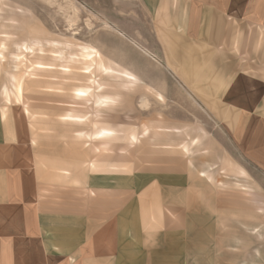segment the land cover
I'll return each mask as SVG.
<instances>
[{"label":"rangeland","instance_id":"374dc122","mask_svg":"<svg viewBox=\"0 0 264 264\" xmlns=\"http://www.w3.org/2000/svg\"><path fill=\"white\" fill-rule=\"evenodd\" d=\"M114 4L0 0V133L33 152L42 200L121 215L132 238L183 230L185 264H264V177Z\"/></svg>","mask_w":264,"mask_h":264},{"label":"crops","instance_id":"0c3cea01","mask_svg":"<svg viewBox=\"0 0 264 264\" xmlns=\"http://www.w3.org/2000/svg\"><path fill=\"white\" fill-rule=\"evenodd\" d=\"M113 9L136 26L117 32L215 113L238 160L264 177V0H115ZM143 31L152 44L138 42ZM40 196L33 152L2 129L0 264H185L183 230L132 238L121 215Z\"/></svg>","mask_w":264,"mask_h":264},{"label":"bare ground","instance_id":"6f19581e","mask_svg":"<svg viewBox=\"0 0 264 264\" xmlns=\"http://www.w3.org/2000/svg\"><path fill=\"white\" fill-rule=\"evenodd\" d=\"M86 60H88V59H86ZM90 61V60H89ZM91 66V65H90ZM18 100V99H17ZM20 102V101H19Z\"/></svg>","mask_w":264,"mask_h":264}]
</instances>
